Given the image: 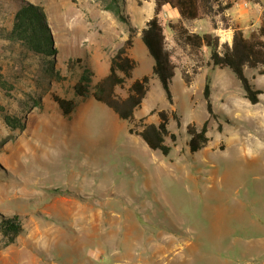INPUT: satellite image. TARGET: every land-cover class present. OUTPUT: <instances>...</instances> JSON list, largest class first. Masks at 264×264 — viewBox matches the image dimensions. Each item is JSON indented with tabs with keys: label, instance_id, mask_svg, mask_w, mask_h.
<instances>
[{
	"label": "rangeland",
	"instance_id": "1",
	"mask_svg": "<svg viewBox=\"0 0 264 264\" xmlns=\"http://www.w3.org/2000/svg\"><path fill=\"white\" fill-rule=\"evenodd\" d=\"M27 1L46 14L61 78H43L41 60L1 36L19 0H0V74L9 88L0 89V108L23 122L22 129L11 130L0 112V216L18 214L22 227L13 241L0 232V259L264 264V74L244 69L260 90L251 103L228 67L211 69L209 114L202 93L207 70L198 71L204 57L178 47L185 56L175 57L171 102L153 76L134 111L137 129L156 122L157 110L168 111L175 140L165 138L171 148L163 155L129 133L131 123L106 105L73 91L81 72L76 58L87 64L106 60L127 38L128 24L98 0ZM147 1L124 0L132 41L152 14ZM210 16L215 27L219 15ZM132 54L139 62L133 79L150 66L145 68L136 45ZM179 72L188 76L186 86ZM128 83L116 88L118 96ZM53 95L74 97L76 110L63 116ZM204 120L207 141L190 152L186 125L198 128Z\"/></svg>",
	"mask_w": 264,
	"mask_h": 264
},
{
	"label": "trees",
	"instance_id": "2",
	"mask_svg": "<svg viewBox=\"0 0 264 264\" xmlns=\"http://www.w3.org/2000/svg\"><path fill=\"white\" fill-rule=\"evenodd\" d=\"M102 8L111 12L119 21L128 24V35L123 43L117 47L110 56L108 72L100 79L93 81V70L90 66L76 58L81 63V72L73 84L75 95L91 96L94 100L103 103L110 108L120 119L127 120L131 125L129 133L140 136L146 146L151 150H158L163 155L168 154L171 146L165 142L167 136L172 141L175 135L169 132L168 111L160 109L156 111L157 121L141 124L135 128L134 111L140 106L149 89L150 78L155 76L160 82L167 101L171 102L170 90L171 79L175 72V63L172 59V50L166 46L163 25L157 14L163 4H169L177 9L179 18L176 21H168L166 26L172 32L175 44L184 49L190 55L200 57L201 49H208L207 65L212 68L228 67L238 79L245 97L251 102L258 101L257 94L260 90L254 88L250 79L245 75L244 69H256L259 74H264V13L261 14L259 25L247 34L230 24L225 15V10L230 8L234 0H154L153 15L140 29V39L153 59L151 74H143L132 79V71L136 61L128 55L132 46L134 28L130 25L124 9V0H98ZM260 2V0H245ZM218 14L223 27L230 26L233 29L231 43L220 42L219 36L213 32L197 33L189 31L183 24L185 19H196L212 14ZM1 36L11 44H17L27 54L37 56L41 60V75L50 79L53 75L61 78L59 72L54 70L56 48L53 46V37L46 19V14L39 4L27 0H19L14 8L11 23L8 28H3ZM182 78L188 82V76L182 72ZM129 81L124 96H118L115 92L117 87ZM0 89L8 90L6 80L0 74ZM210 80L206 76L203 85V97L206 110L212 114L209 97ZM52 99L57 104L63 116H69L77 106L74 97H62L53 95ZM2 118L11 130L22 129L23 122L12 115L7 114L0 108ZM188 135L187 146L190 152L202 148L206 141V120L200 127L194 124L186 125ZM22 230L18 214H6L0 216V232L11 241Z\"/></svg>",
	"mask_w": 264,
	"mask_h": 264
},
{
	"label": "crops",
	"instance_id": "3",
	"mask_svg": "<svg viewBox=\"0 0 264 264\" xmlns=\"http://www.w3.org/2000/svg\"><path fill=\"white\" fill-rule=\"evenodd\" d=\"M147 2L151 3L152 14L147 16L145 18V20H143L144 21L143 25H140L137 28L135 36H134V39L132 41V46L129 48L130 51L128 50L129 51L128 55L131 56L136 61V66H137L139 64V62L135 59V57L132 54V47L134 45H136V47L140 50V56H142V60H145V65H144V66H146L145 68L147 69L148 66H150V69L146 70L147 73H144V74H149L150 75L151 74V66H152V63H153V59H152V63L150 64V61L148 60V58H146V56H145V54L143 52V48H142V46L140 45V42H139V41H141V39H140V29L145 25V22L153 15L154 0H148ZM262 13H264V0H260V2H256V3L255 2H251V1H245V0H234L232 6L225 10V15L228 18V22L230 24L237 25L238 28H240L243 31L244 34H247L250 30L256 28L259 25L260 17H261ZM216 15L218 16V14L214 13V16H216ZM157 16H158L160 22L163 25L165 41L166 40L169 41V43H167L166 46L170 50H172V59H173V61H175V57L178 58V55H182V54L184 55V53L179 50L178 46L173 41L172 32H170V30L166 26V23L168 21H176L179 18L178 11H177L176 8L171 7L169 4H163L161 6V9H160L159 13L157 14ZM143 17H145V16H143ZM210 17L211 16L209 15V16H204L202 18L185 19V20H183V24L187 27V29L189 31H193V32H197V33L213 32V33H215V34H217L219 36L220 42H227L228 44H230L231 43L233 29L230 26L223 27L222 26V22L220 21V19L217 20V23H219V24L215 25V27H212L211 23L209 21ZM188 21L192 22L190 24V27L187 24ZM201 55L204 57V61L205 62H204L203 65L198 66V71H199V74H200L204 70V68L206 67V70H207V73L205 75V78H206V76H209L210 70L213 69L210 65H207V63H206V61L208 59V49L206 47H203L201 49ZM110 56H108V58L106 60L102 61V62H98L95 59H91L90 60V64L91 65L90 64H88V65L93 70V80L94 81L100 79L101 77H103L108 72ZM215 68H217V67H215ZM105 70H107L106 73L104 75H102L100 78L96 79V76L98 74L104 73ZM176 70H178L177 66H175V72H176ZM175 72H174V74H175ZM179 73H180V77H181L183 83L185 84L186 82H184V79L182 78V75H181L182 73L181 72H179ZM132 75H133V71H132ZM134 78H138V77H134ZM204 81H205V79H204ZM210 84L212 85L211 82H210ZM185 86H186V84H185ZM77 106H78V101H77ZM77 106H76V108H77ZM6 261L7 262H5L4 259H0V264H14V263H16V262H13V260H6Z\"/></svg>",
	"mask_w": 264,
	"mask_h": 264
}]
</instances>
